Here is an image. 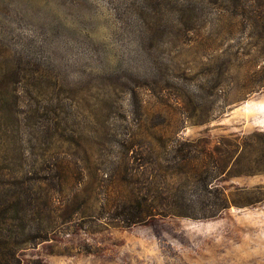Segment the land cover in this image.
<instances>
[{
    "label": "rangeland",
    "instance_id": "obj_1",
    "mask_svg": "<svg viewBox=\"0 0 264 264\" xmlns=\"http://www.w3.org/2000/svg\"><path fill=\"white\" fill-rule=\"evenodd\" d=\"M0 264H264V0H0Z\"/></svg>",
    "mask_w": 264,
    "mask_h": 264
}]
</instances>
